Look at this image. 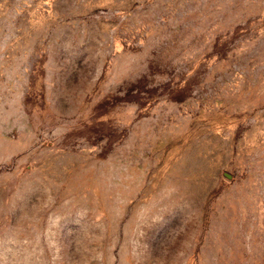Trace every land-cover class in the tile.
<instances>
[{
	"label": "rangeland",
	"instance_id": "rangeland-1",
	"mask_svg": "<svg viewBox=\"0 0 264 264\" xmlns=\"http://www.w3.org/2000/svg\"><path fill=\"white\" fill-rule=\"evenodd\" d=\"M0 264H264V0H0Z\"/></svg>",
	"mask_w": 264,
	"mask_h": 264
}]
</instances>
